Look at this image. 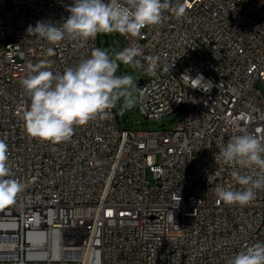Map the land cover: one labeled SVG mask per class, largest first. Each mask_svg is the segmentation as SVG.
I'll return each mask as SVG.
<instances>
[{"label": "built area", "instance_id": "built-area-1", "mask_svg": "<svg viewBox=\"0 0 264 264\" xmlns=\"http://www.w3.org/2000/svg\"><path fill=\"white\" fill-rule=\"evenodd\" d=\"M72 3L0 0V140L22 185L0 205V264H228L264 242V190L243 207L214 192L242 187L219 146L245 131L264 136V0H171L184 4L183 16L164 10L161 24L124 35L126 47L143 49L144 67H134L140 114L182 112L176 128L133 130L114 107L52 144L25 130L27 65L46 60L62 73L102 49L100 34L81 47L27 29L63 23ZM148 56L160 58L155 76ZM188 75L213 87L194 89Z\"/></svg>", "mask_w": 264, "mask_h": 264}, {"label": "clouds", "instance_id": "clouds-1", "mask_svg": "<svg viewBox=\"0 0 264 264\" xmlns=\"http://www.w3.org/2000/svg\"><path fill=\"white\" fill-rule=\"evenodd\" d=\"M164 10H171L177 16L186 13L183 3L173 6L171 0H73L63 23L37 21L34 27L29 25L27 32L51 44L66 38L78 40L82 47L100 33L116 32L136 37L141 29L161 24L165 19ZM47 55H54V49L48 48ZM142 56L143 49L132 44L114 54L107 49L93 48L89 58L81 59L62 73H53L51 62L46 60L27 65L28 73L22 80V87L30 98V105L22 117L25 130L41 141L59 144L71 139L74 126L84 125L100 115L107 117L121 97L126 98L128 106H133V77L116 73L120 63L143 68L138 59ZM146 59L149 61L148 75L155 76L159 56ZM190 79L189 86L194 89L208 92L213 87L202 75ZM209 84L212 87H207ZM217 155L224 164L231 166V177L242 186L239 190L215 187L218 200L226 205L248 206L256 199L257 190H264V136L248 131L234 135L219 146ZM7 159V145L0 140V204L12 202L22 188L13 178ZM242 170H254L255 174ZM228 264H264V242H256L239 251Z\"/></svg>", "mask_w": 264, "mask_h": 264}, {"label": "rangeland", "instance_id": "rangeland-1", "mask_svg": "<svg viewBox=\"0 0 264 264\" xmlns=\"http://www.w3.org/2000/svg\"><path fill=\"white\" fill-rule=\"evenodd\" d=\"M100 44L102 49H107L110 53L114 54L115 52L121 51L126 47L125 36L120 33H100ZM117 76L122 75H131L134 79L135 87L131 89V99L134 102L133 106H128L126 103V98L121 97L117 102L115 109L123 126H129L133 130H170L176 128L182 119V112L175 113L173 115L165 116L160 119H146L142 116L137 107V93L138 86L137 81L141 79V73L131 65H124L123 63L119 64V68L116 73ZM261 88L263 86L259 85Z\"/></svg>", "mask_w": 264, "mask_h": 264}, {"label": "water", "instance_id": "water-1", "mask_svg": "<svg viewBox=\"0 0 264 264\" xmlns=\"http://www.w3.org/2000/svg\"><path fill=\"white\" fill-rule=\"evenodd\" d=\"M142 82H143V79L141 78V79H139L138 81H137V86H140L141 84H142Z\"/></svg>", "mask_w": 264, "mask_h": 264}, {"label": "snow or ice", "instance_id": "snow-or-ice-1", "mask_svg": "<svg viewBox=\"0 0 264 264\" xmlns=\"http://www.w3.org/2000/svg\"><path fill=\"white\" fill-rule=\"evenodd\" d=\"M6 203H11V201H7ZM0 205H3V204H0Z\"/></svg>", "mask_w": 264, "mask_h": 264}]
</instances>
